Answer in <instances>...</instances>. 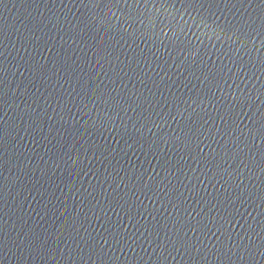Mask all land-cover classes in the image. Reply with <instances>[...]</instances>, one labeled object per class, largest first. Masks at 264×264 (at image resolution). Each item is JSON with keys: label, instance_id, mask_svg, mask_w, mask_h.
Wrapping results in <instances>:
<instances>
[{"label": "water", "instance_id": "95a60500", "mask_svg": "<svg viewBox=\"0 0 264 264\" xmlns=\"http://www.w3.org/2000/svg\"><path fill=\"white\" fill-rule=\"evenodd\" d=\"M0 264H264V0H0Z\"/></svg>", "mask_w": 264, "mask_h": 264}, {"label": "snow or ice", "instance_id": "6c2138e0", "mask_svg": "<svg viewBox=\"0 0 264 264\" xmlns=\"http://www.w3.org/2000/svg\"><path fill=\"white\" fill-rule=\"evenodd\" d=\"M225 34H227V32H225Z\"/></svg>", "mask_w": 264, "mask_h": 264}]
</instances>
